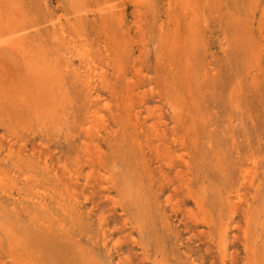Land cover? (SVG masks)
<instances>
[{
  "label": "rangeland",
  "instance_id": "obj_1",
  "mask_svg": "<svg viewBox=\"0 0 264 264\" xmlns=\"http://www.w3.org/2000/svg\"><path fill=\"white\" fill-rule=\"evenodd\" d=\"M18 2L0 264H264V0Z\"/></svg>",
  "mask_w": 264,
  "mask_h": 264
},
{
  "label": "bare ground",
  "instance_id": "obj_2",
  "mask_svg": "<svg viewBox=\"0 0 264 264\" xmlns=\"http://www.w3.org/2000/svg\"><path fill=\"white\" fill-rule=\"evenodd\" d=\"M7 2V1H6ZM17 2H18V0H17ZM5 3V2H4ZM14 3V2H13ZM19 3V2H18ZM17 6V5H16ZM20 7V6H19ZM18 8V7H17ZM16 8V9H17ZM16 11H18V10H16ZM21 11H23V10H21ZM9 21V20H8ZM53 25V24H52ZM53 27H54V25H53ZM55 28V27H54ZM17 28H14V27H11V25L10 24H7V28H6V31H8L9 33L8 34H12V33H16V32H14V30H16ZM24 30H26V29H22V31H24ZM11 31V32H10ZM7 35V34H6ZM12 36V35H11ZM19 36V35H18ZM17 39V38H16ZM16 39H13L12 40V38H7V39H5L3 42H8L7 43V45H11V48H15L16 50H21V49H23L24 47V45H22V42H20L21 41V39L20 40H16ZM11 40V42H9ZM2 44V43H1ZM98 113V112H97ZM95 116V115H94ZM155 137H157V136H155ZM183 159V158H182ZM254 161H256V160H254ZM183 162H184V160H183ZM188 162V161H187ZM190 163V162H189ZM253 164H255V162L253 163ZM185 166H187V167H189L188 165H185ZM249 168V167H248ZM188 170H189V168H187ZM244 169V168H243ZM245 169H247V166L245 167ZM187 170V171H188ZM247 170H251V169H247ZM164 172V171H163ZM168 172V171H167ZM250 172V171H249ZM254 172H255V169H254ZM241 174V173H240ZM244 175H246V174H244ZM255 175L256 174H253L252 176H253V178L255 177ZM239 177V176H238ZM249 177H247V176H245V178H244V180L245 179H248ZM255 179V178H254ZM260 180V179H259ZM255 181V180H254ZM259 182V181H258ZM109 183H110V180H109ZM113 184H114V182H113ZM239 184H240V182H239ZM257 184V183H256ZM241 185V184H240ZM115 187H116V184L114 185ZM257 187H258V185H257ZM235 190H236V188H235ZM238 192V191H237ZM235 193V192H234ZM73 197V196H72ZM124 199H126V196H124L123 197ZM236 199V198H235ZM235 199H233V200H235ZM253 199V198H252ZM233 202V201H232ZM234 204V203H233ZM67 208V207H66ZM67 213V212H66ZM65 213V214H66ZM72 213V212H71ZM139 213H142L143 214V212L142 211H139L138 213H136L138 216H142V214H139ZM70 217H72V214H70ZM134 224V227H133V232H135V230H136V233H138V234H136L135 236H134V243H136L137 244V246L138 247H140V248H144L143 247V245H142V241L141 240H143L144 239V237H145V235L146 234H148L149 233V228H150V224L147 222V219H143V218H137V220L133 223ZM85 255V254H84ZM83 255V260H84V262H86L87 264H99L98 262H100V261H97V259H96V257L93 255V254H90L89 256H84ZM150 264H171V262L168 260V259H166V258H155V259H152V260H150Z\"/></svg>",
  "mask_w": 264,
  "mask_h": 264
}]
</instances>
